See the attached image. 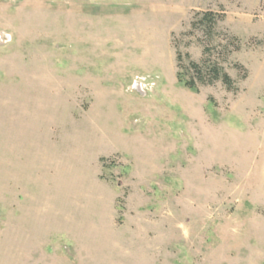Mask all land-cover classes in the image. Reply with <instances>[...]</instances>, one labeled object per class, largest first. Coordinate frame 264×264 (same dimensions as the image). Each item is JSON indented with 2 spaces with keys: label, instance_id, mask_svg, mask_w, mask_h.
<instances>
[{
  "label": "rangeland",
  "instance_id": "374dc122",
  "mask_svg": "<svg viewBox=\"0 0 264 264\" xmlns=\"http://www.w3.org/2000/svg\"><path fill=\"white\" fill-rule=\"evenodd\" d=\"M0 264H264V0H0Z\"/></svg>",
  "mask_w": 264,
  "mask_h": 264
},
{
  "label": "trees",
  "instance_id": "16d2710c",
  "mask_svg": "<svg viewBox=\"0 0 264 264\" xmlns=\"http://www.w3.org/2000/svg\"><path fill=\"white\" fill-rule=\"evenodd\" d=\"M213 13L211 11H205L201 14V18H194L191 21V26L195 27L199 23L205 21L207 26V32L211 31L215 25ZM239 46L236 47L238 49ZM209 47L205 46L203 49V57L199 62L189 60L186 66H182L183 70H178L176 77L179 83L188 89L197 91L198 84H212L217 80H221L228 90L233 89L231 77L223 71L219 62L211 59L209 54ZM180 55L177 54V60L180 61ZM178 68H181L178 64Z\"/></svg>",
  "mask_w": 264,
  "mask_h": 264
}]
</instances>
